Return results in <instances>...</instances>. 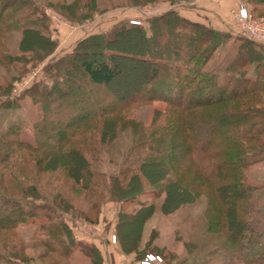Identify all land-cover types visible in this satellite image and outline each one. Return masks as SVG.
Returning a JSON list of instances; mask_svg holds the SVG:
<instances>
[{
  "label": "trees",
  "instance_id": "obj_1",
  "mask_svg": "<svg viewBox=\"0 0 264 264\" xmlns=\"http://www.w3.org/2000/svg\"><path fill=\"white\" fill-rule=\"evenodd\" d=\"M79 1L64 7L71 19ZM251 3L253 12L264 15V0ZM84 6L91 9L89 2ZM40 9L36 0H0V63L9 73L56 50ZM147 20L148 25L121 21L47 65L52 83L26 91L42 112L31 123V139L14 124L0 131V264L32 261L17 232L29 221L38 223L39 245L66 258L80 246L94 257L96 248L76 239L62 215L98 222L106 193L118 203L159 199L165 215L204 196L209 233L222 237L242 264H264V227L254 221L260 209L250 180L252 166L264 161V45L241 38L221 80L208 63L231 38L228 31L190 20L175 8ZM13 30L21 33L22 54L8 53ZM248 64H254L251 74ZM21 77L0 82V96L10 98ZM83 84L91 91L85 94ZM73 90L78 93L69 95ZM156 100L164 107L154 110L149 123L137 122L136 106ZM127 126L131 145L118 171L95 170L100 152ZM154 210L153 203L139 201L133 212H119L115 231L123 254L139 260L153 252V237L144 242L142 234ZM166 254L172 263L174 252Z\"/></svg>",
  "mask_w": 264,
  "mask_h": 264
},
{
  "label": "rangeland",
  "instance_id": "obj_2",
  "mask_svg": "<svg viewBox=\"0 0 264 264\" xmlns=\"http://www.w3.org/2000/svg\"><path fill=\"white\" fill-rule=\"evenodd\" d=\"M73 1L75 0H36L40 10L48 18L52 39L57 41L56 50L51 56L42 61L30 62L25 66L19 63L17 64L18 68L12 69L10 73L0 63V82L6 83L12 76L22 75L20 79L14 81L10 98L0 96V131L6 130L14 124L20 127L24 138H32L30 126L31 123L41 118V104L26 91L37 83L40 85L43 83L51 84L53 80L50 74L45 71L47 65L76 50L78 43L88 36L107 32L121 21L136 20L141 21L143 25H148L147 18L161 15L173 8L182 16L197 14L204 17L203 12H211L210 6L206 5V0H177L178 2L174 4L170 0H153L142 4H136L134 0H80L79 9L74 15L76 17L71 19L67 16L68 13L64 7ZM251 1L257 2V0H238V6L242 3L247 4L254 18L264 20V15H261L259 10L253 12ZM87 2L91 3V9L84 6V3ZM232 17L225 20L227 23L225 27L228 28L227 31L231 38H227L218 47L208 63L210 70L218 73L221 80L225 75L226 63L235 57L237 46L243 42L241 38L247 37L244 32L239 31L235 18ZM210 18L214 19L211 16ZM20 38L19 30H13L8 34L6 39L8 53H21L19 50ZM90 50L91 48H86V50L82 48V51H87V54L91 52ZM86 57L93 58L92 55ZM103 58L105 59V57ZM248 66V72L253 73L254 64H248ZM75 78L78 83H81L78 75ZM83 85L85 86V94L91 91L90 85ZM77 93V90H73L69 95L72 96ZM164 105L163 101L156 100L150 104L136 106L134 111L136 121L149 123L154 110L163 108ZM51 127L53 128V125ZM131 134L128 126L121 129L115 140L104 151L100 152L99 160L94 161L92 167L107 175L117 172L131 145ZM250 180L251 184L256 186L252 200L255 208L260 209V214H257L256 210L254 221L261 228L264 227V161L252 166ZM107 195L106 193L98 222H89L79 218V216L72 217L70 214L62 215L67 224L75 231L76 239L96 248L97 254L93 252V255L95 253L94 257L86 255L80 246L73 250L70 257L66 258L50 251L45 246L39 245L38 241L42 235L39 233L38 223L29 221L26 224H21L17 229L18 236L27 244L26 254L29 260H32L24 264H138L140 259L127 260L125 258L128 255H123L117 238L113 241L112 237L117 235L115 226L119 212H133L138 208L139 201L155 205L154 213L146 221L142 234L144 242L153 237L150 245L152 253L161 255L165 260L171 256L166 253L173 251L176 258L171 261V264H242L237 257H231L235 251L227 247L229 244L225 243L222 237L210 234L206 229L203 215L207 200L204 196L193 204L184 205L177 211L165 215L160 210L159 199L146 200V197H141L137 198L135 202L118 203L108 200L110 197ZM80 207L86 211L89 210V206L85 203L80 204ZM88 224L94 225L95 228L92 233L85 234L84 227ZM89 246L86 249L92 250ZM225 247L227 251H224ZM158 250L163 251V254Z\"/></svg>",
  "mask_w": 264,
  "mask_h": 264
},
{
  "label": "built area",
  "instance_id": "obj_3",
  "mask_svg": "<svg viewBox=\"0 0 264 264\" xmlns=\"http://www.w3.org/2000/svg\"><path fill=\"white\" fill-rule=\"evenodd\" d=\"M237 27L246 36L262 45H264V20L256 19L253 17L251 10L247 4H240L238 8L233 12ZM132 23L142 24L141 21L132 20ZM16 90V89H15ZM95 226L88 224L84 227V233L90 234L94 230ZM112 240H116V236L113 235ZM138 264H171L166 263L163 257L159 254L152 252L146 253L141 258Z\"/></svg>",
  "mask_w": 264,
  "mask_h": 264
},
{
  "label": "crops",
  "instance_id": "obj_4",
  "mask_svg": "<svg viewBox=\"0 0 264 264\" xmlns=\"http://www.w3.org/2000/svg\"><path fill=\"white\" fill-rule=\"evenodd\" d=\"M206 3H207L206 5L210 6V7L209 6L206 7H209V10H211V12H207V13L203 12L204 17H202V15H197V14L183 15V16L190 20L211 25L218 30L227 31L228 28L225 27V24H227L225 23V20L226 18L231 19L232 16H233L232 18L234 19V14L232 13V11L238 8V0H206ZM210 16L214 17V19H211ZM125 258H127V260L135 259L134 255H128Z\"/></svg>",
  "mask_w": 264,
  "mask_h": 264
}]
</instances>
